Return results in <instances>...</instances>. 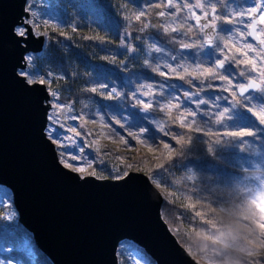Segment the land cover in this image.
<instances>
[{
	"label": "trees",
	"instance_id": "trees-1",
	"mask_svg": "<svg viewBox=\"0 0 264 264\" xmlns=\"http://www.w3.org/2000/svg\"><path fill=\"white\" fill-rule=\"evenodd\" d=\"M206 1L202 0L204 3ZM50 2L65 32L61 35L59 30H50L44 54H30L31 63L34 68L57 74L53 79L52 88L59 91L62 102H71L75 111L85 116V120L88 121L86 125L91 130H100L101 123L97 116V122L93 124L88 113L99 108L101 104L117 105L119 101L85 92L84 89L89 86V82L109 79L117 85L118 90H121L120 86L125 77L131 76L133 72L149 71L143 65V60L150 58L143 54L141 39L144 40L145 48L152 43L151 37H155L163 45L167 43L169 37L176 35L172 28L182 31L188 26L193 27L191 35L193 37L197 35V26L193 20L187 19L186 22L179 20V17H190L191 14L182 9L176 16H169L172 9L166 6V0H151V3L145 0H50ZM33 3L34 0H28L30 6H33ZM218 8L222 10L220 5ZM141 11L144 15L140 21H136L135 16ZM161 11L166 13L164 17L158 15ZM145 24L148 27L145 28ZM162 24L168 27L167 33L163 32ZM125 32L132 39L133 46L139 50V60H132L131 56H117L113 59L110 55L121 50L120 40ZM138 34L140 39H137ZM234 43L237 47L241 46L236 41ZM104 48L108 51H103ZM105 56H108V59H104ZM243 58L238 54V59ZM151 62L155 64L154 60ZM124 63L129 65L127 70L123 68ZM243 67L241 66V69ZM150 74L154 75L156 80L164 79L156 73ZM151 82L144 80V83ZM171 82L183 83L175 78ZM187 87L185 84V88ZM217 93L218 90H206L202 95L207 99L212 95H221ZM90 96L93 99L90 100ZM180 99V111L173 107L168 114L153 113L168 135L160 132L155 124L146 122L145 127L149 130L140 137L144 140L143 144L129 138V145L126 146L119 142L118 137L113 136L110 140L119 147V153L125 160L121 162L116 159L111 163L96 159L88 168L86 175L95 172L98 177L113 178L116 175L115 170L118 169L125 174L131 170L142 171L155 178L165 194L162 205L164 219L180 242L205 264H210V261L223 264L225 260L234 261L246 257V252L239 251L240 248L254 251L258 254L257 257L264 260V248L260 247L264 236L260 235L258 226L253 224L259 211L257 203H253V195L258 187L257 177H253L254 172L250 171L252 156L254 157L258 150L256 147L258 140H264V126L258 125L251 118L252 113L248 112L246 107H239L233 118L231 120L225 118L223 124H206L198 114L197 117H188L185 127L181 128L180 121L176 118L186 107L195 110V105L183 103L182 96ZM84 104L89 107L85 109ZM201 108L204 109V106ZM130 111L136 110L124 108V115L132 122L134 118L129 116ZM105 112L119 118V112L113 108L104 109L100 115H104ZM240 114L248 115L250 120L242 122ZM184 115L187 116V113ZM107 119L108 116H105L106 121ZM192 120L196 123L189 128L187 124ZM245 126L252 128L257 135L243 138L227 135L228 132L241 131ZM115 127L121 131L118 125ZM105 130L108 133V129ZM130 130L137 131L136 128ZM121 134L124 133L121 131ZM173 135L177 136L176 140L172 138ZM181 139L183 142L178 143ZM165 143L169 144L170 148H164ZM149 147L153 151L150 152ZM3 189L4 187L0 186V193ZM261 189L264 191L263 186ZM192 204L195 208L189 207ZM11 207L12 203L9 205L0 203V264H52L36 247L32 235L18 220L7 219L6 214ZM196 211L202 212L205 220L214 221L215 227L205 224L199 218L193 220ZM244 216L249 218L244 219ZM241 225H247L253 232H248ZM221 233L225 235L221 236ZM27 237L31 240V245L25 247L22 241ZM225 244L231 247L225 249ZM122 263L123 260L119 259V264Z\"/></svg>",
	"mask_w": 264,
	"mask_h": 264
},
{
	"label": "water",
	"instance_id": "water-1",
	"mask_svg": "<svg viewBox=\"0 0 264 264\" xmlns=\"http://www.w3.org/2000/svg\"><path fill=\"white\" fill-rule=\"evenodd\" d=\"M25 7L26 0H0V185L12 193L18 222L52 264H119L126 240L156 264H204L164 219L165 195L151 176L81 175L58 162L56 145L42 131L50 90L18 75L27 55L47 44L45 33L30 34L23 45L15 35Z\"/></svg>",
	"mask_w": 264,
	"mask_h": 264
},
{
	"label": "snow or ice",
	"instance_id": "snow-or-ice-1",
	"mask_svg": "<svg viewBox=\"0 0 264 264\" xmlns=\"http://www.w3.org/2000/svg\"><path fill=\"white\" fill-rule=\"evenodd\" d=\"M145 2L151 3V0H145ZM234 3L235 0H227V2L225 0H207V4L202 2V0H191V2L189 0H178V2L166 0V6L172 9L169 16H176L182 9H186L187 13L191 14L190 17L181 16L179 20L185 22L187 19L193 20L197 26V35L193 37L191 35L193 27L188 26L182 31L172 28V32H175L176 35L169 37L167 43L163 45L155 37H151L152 43L148 44L145 48L144 40L141 39V48H144L143 54L145 57L150 58L144 59L143 65L149 71L133 72L131 76L125 77L120 86L121 90H118L117 85L109 79H97L89 82V86L84 89L85 92L96 94L108 100L117 99L119 101L117 105L101 104L99 108L91 110L88 113L91 116V122L95 124L97 122L96 117L99 116L101 130L108 129L107 134L109 138L113 136L118 137L119 142L123 145H129V138L143 144L144 140L140 137L149 130L148 127H145L146 122L155 124L160 132H163L165 135L169 134L153 113L168 114L173 107L180 111V98L182 96L184 98L183 103L195 105V110H190L187 107L183 109L181 115L176 118L180 121L181 128L185 127L188 117H197L198 114L206 124H223L225 118L229 120L233 118L234 110L238 107H246L247 111L252 113L256 118L255 122L260 126H264V98H262L259 105H252L249 103L250 94H247L250 89L264 92V87L258 84L256 79L252 78L251 74L258 70V65L249 57V52L256 54L257 59L260 61L259 78L261 81H264V55H262L264 53V38H261L264 36V0H259V3H255L250 8H240L239 10L232 7ZM217 4L222 9V12L219 14L217 13ZM25 11L28 15L21 17L14 27V33L20 38L22 45L27 42L30 34L33 36L39 35L34 27V24L39 23V19L33 20V17L37 14L28 4V0H26ZM197 11L200 12V15L196 14ZM143 15L144 12L141 11L135 16V20L140 21ZM158 15L164 17L166 13L161 11ZM245 17H249L250 19L246 21ZM218 21L221 22L219 27L217 25ZM257 25L261 27L258 28ZM240 26H243V30H241ZM144 27L146 28L148 25L145 24ZM153 27L156 26L153 25ZM161 27L164 33L169 31L167 26L162 24ZM181 27L183 28V25ZM73 31H75V28ZM248 37L258 40L261 47L258 48L253 43L247 42ZM85 38L91 39L90 37ZM137 39H140L139 34L137 35ZM237 40L243 41L240 47H237L234 43ZM120 49L114 54H110L113 59L117 56H131L132 60H139V50L133 46L132 39L127 32H125L124 37L120 40ZM102 50L108 51L107 48ZM133 53H136V55H132ZM153 53L157 55H153ZM238 54H241L244 58L238 59ZM31 59V56L26 58L24 69L18 75L23 77L29 85L35 83H39L40 85L46 84L44 78L37 80L34 76L30 75L27 69L30 67ZM104 59H108V56H105ZM152 60L155 61V64L151 62ZM233 65L235 67H232ZM241 66L244 67L241 69ZM128 67L127 63L123 64L125 70ZM150 73H156L164 79L156 80L155 76ZM237 77L248 82L245 83L237 80L234 84L233 81ZM173 78L183 81V83H173L171 82ZM145 79L152 82L144 83ZM216 81L224 83L216 84ZM185 84L188 85L187 88H185ZM233 87H235V91L232 90ZM124 89H127V91ZM206 90H218L222 93L230 92L231 94L212 95L205 99L202 93H205ZM89 99L93 98L90 96ZM45 103L47 104V108L45 109L46 124L42 131L50 142L58 145L56 150L58 162L73 173L87 172L88 168L96 160V156L94 153L86 154L84 147L77 143L76 138L81 137L82 133L86 136H91L92 133H84L83 125L81 124H77L75 127H67L66 123L61 121L60 114L66 108L67 115L64 117L65 121L81 120L86 124L88 121L85 120V116L79 111L74 112L71 105L62 102L56 91H49V98ZM202 105L204 109L201 108ZM88 107L87 104H84L85 109ZM107 108H113L118 111L119 118L107 112L104 115H100ZM124 108L136 110L129 112V116L133 117L134 121L130 122L128 117L124 115ZM138 113H144V115L138 116ZM184 113H187V116ZM105 116H108L107 121L105 120ZM195 123L196 121L192 120L187 126L191 128ZM115 125H118L124 134H121V131H118ZM66 127L67 131H65ZM77 128H80L81 131H77ZM131 128H136L137 131H131ZM242 128L243 130L241 131L228 132L227 135L237 138L257 135L250 127L245 126ZM68 132L74 133L76 138L69 136ZM172 138L176 140L177 136L173 135ZM182 142V139L178 140V143ZM93 143L99 144V140ZM163 146L166 149L170 148V145L167 143ZM70 147L73 149L72 151L69 150ZM149 151L151 152L153 149L149 147ZM115 171L116 175L113 176V179L121 180L126 178L125 173L119 172L118 169ZM91 175L95 176L96 173L93 172ZM151 182L155 184L156 188L160 187V184L155 179H152ZM253 203L255 204L256 201H253ZM189 207L195 208V205L192 204ZM257 207L261 213H264V206L257 204ZM197 218L204 221L205 224H211L215 227L214 221L205 220L204 214L200 211H196L192 217L193 220ZM243 218L248 219L249 217L244 216ZM241 227L248 232H253V229L247 225H241ZM258 228L260 235L264 236V216L260 218ZM224 235L225 233H221V236ZM228 235H231V233H228ZM207 238L211 239V237ZM235 238L233 237V239ZM217 242H219V238H217ZM224 247L225 249H229L231 245L225 244ZM260 247L264 248V241H261ZM120 248L126 249L134 256H140L142 259H145L142 251L131 242H121ZM239 251L246 252L248 257L258 255L256 252L245 248H240ZM210 264H213V262L210 261ZM223 264H240V261L225 260ZM251 264H260V261L252 260Z\"/></svg>",
	"mask_w": 264,
	"mask_h": 264
},
{
	"label": "rangeland",
	"instance_id": "rangeland-1",
	"mask_svg": "<svg viewBox=\"0 0 264 264\" xmlns=\"http://www.w3.org/2000/svg\"><path fill=\"white\" fill-rule=\"evenodd\" d=\"M255 3H259V0H235V3L232 5L233 8L239 10L240 8H250L253 6ZM207 4V1L205 2ZM219 4H217V13H221L222 10H219L218 8ZM32 10L37 14L36 16L33 17V20L36 21L39 19L38 24H34V27L36 31L40 33H45L47 35V42H48V32L50 30H59L61 33L65 32L64 26L61 23V21L58 19V17L55 14V10L53 8V5L51 4L50 0H34L33 6H31ZM197 15H200V12H196ZM249 17H245V20H249ZM221 22H217L218 27L220 26ZM241 30H243V26H240ZM257 27H261L260 25H257ZM261 38H264L262 36ZM236 42L242 44V40H237ZM247 42L253 43L256 45L258 48L261 47L259 46L251 37L247 38ZM44 54V52H41V55ZM219 55V54H218ZM264 55V53H262ZM30 54L27 55L29 57ZM249 57L253 59L255 63L258 65V70L254 73H252V78L256 79L258 82L262 83V87H264V81H261L259 78V70H260V61L257 59L256 54L253 52H249ZM207 66V65H206ZM227 66V65H226ZM30 73L31 76H34L37 80L40 78H44L46 80V84L49 88L50 91H56L59 94V91L56 89L52 88V83L54 77H56L57 74H54L53 72L49 71H43L38 68H34L33 64H30V67L27 69ZM239 80L240 82H248L246 80H243L242 78L237 77L236 80L233 81L235 84ZM224 82L221 81H216V84H223ZM227 86V85H225ZM235 91V87L232 89ZM221 95H230L231 93H222L219 92L217 94ZM247 94H250L249 98V103L252 105H259L262 101V98H264V92H249ZM65 104L71 105L73 108V111H75L73 105L71 102H64ZM239 111V107L234 110V113ZM233 113V114H234ZM67 115V109L65 108L63 112L60 114V118L62 122H65L67 127H75L77 124L83 125V132H91V136H86L82 133L81 137L76 138L74 133L68 132L67 134L69 136H73L74 138L77 139V143L82 145L85 149L86 154H95L96 159H103L105 161H109L113 163L116 159L123 162L125 160L124 157H122L119 153V147L115 146L114 142L110 140L109 135L107 134V131L103 129V131L100 130H91L88 128V126L84 123V121L81 120H67L65 121L64 117ZM236 115V114H235ZM252 119H256L252 114H251ZM241 121H247L250 120L248 115L240 114ZM239 117V118H240ZM67 127L65 128V131H67ZM77 131H81L80 128H77ZM99 140V144H94L93 142ZM56 145V144H55ZM91 145V146H90ZM258 150L255 153V156H252V164L250 171H253V177H257V184L258 187L254 192L253 199L256 201L258 205L264 206V191L261 189V186L264 187V140L259 139L258 144L256 146ZM56 148H58V145H56ZM99 149V151H97ZM70 151L73 149L70 147ZM248 169V168H247ZM88 171V170H87ZM81 175H86V172L80 173ZM252 175V174H251ZM152 179H155L151 177ZM156 180V179H155ZM158 183V181L156 180ZM160 188V187H159ZM162 190V189H161ZM163 191V190H162ZM164 193V192H163ZM165 195V194H164ZM0 203H4L6 205H9L12 203V207L9 208L7 211L6 217L9 221H13L15 219H18V214L17 211L15 210L13 206V199H12V193L10 189L4 187V189L0 193ZM259 210V208H258ZM264 216V213H261L258 211V214L255 216V220L253 222L254 225L258 226V223L260 222V218ZM131 242V241H128ZM22 243L24 244L25 247H28L31 245V240L27 237L23 239ZM134 244L137 248H139L142 251L143 256L145 259H142L140 256H134L130 252H128L126 249H121L119 246L118 249V256L119 259L123 260L122 264H156L150 257L149 255L138 245L135 243L131 242ZM31 249V248H30ZM191 252V251H190ZM252 260H259L260 264H264V260L262 257H243L239 259L240 264H251ZM215 264V263H213Z\"/></svg>",
	"mask_w": 264,
	"mask_h": 264
},
{
	"label": "flooded vegetation",
	"instance_id": "flooded-vegetation-1",
	"mask_svg": "<svg viewBox=\"0 0 264 264\" xmlns=\"http://www.w3.org/2000/svg\"><path fill=\"white\" fill-rule=\"evenodd\" d=\"M261 85H262V83H261Z\"/></svg>",
	"mask_w": 264,
	"mask_h": 264
}]
</instances>
